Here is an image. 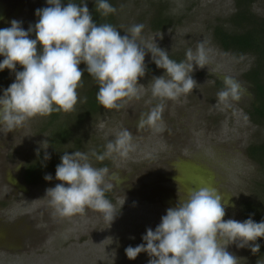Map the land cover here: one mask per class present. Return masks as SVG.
Masks as SVG:
<instances>
[{"label":"rangeland","instance_id":"1","mask_svg":"<svg viewBox=\"0 0 264 264\" xmlns=\"http://www.w3.org/2000/svg\"><path fill=\"white\" fill-rule=\"evenodd\" d=\"M117 3L118 30L122 36L132 25L142 23L146 40L155 41L181 61L189 48L195 51L197 43L204 41L211 49L210 63L203 69L194 66L192 76L199 87L191 94L176 101H164L165 111L158 130L140 129L143 133L150 131L152 138L141 136L137 124L142 113L160 102L148 86L154 77L166 75V70L157 67L150 52L145 56L146 75L138 80L145 87L141 98L119 111L103 109L79 129L81 148L75 151L86 153H91V146L92 151L105 147L124 128L134 137L136 150L126 159L111 160L112 172L122 180V184L114 182L121 194L115 204L121 209L111 225L101 213L90 209L83 216L55 215L46 190L61 183L56 178L31 188L23 184L21 168L35 158L38 150L44 155L49 151L48 145L47 149L43 147L49 136L46 116H37L25 127L13 131L0 125V264H149L151 257L147 252L130 260L125 249L146 244L143 236L147 229L155 231L167 209L177 205L172 197L167 200L159 197L165 193L158 183L157 172L163 168L167 173L170 169L167 159L177 157L179 146L184 144L185 153L197 155L187 159L205 164L213 172V185L229 204L225 221L244 222L243 203L264 208V161L258 164L246 155L250 144L264 141V126L255 125L246 115L253 97L242 76L252 66L253 57L222 51L211 33L214 24L234 12V0H117ZM159 4L166 7L165 13L173 23L165 31L157 32L150 28L149 22ZM45 7H49L47 0H0V29L11 27V21L17 20L27 31L39 20L37 10ZM251 11L264 17L263 2H255ZM30 38H36L34 32ZM3 59L0 56V62ZM224 76L238 80L243 95L239 101L214 107L217 93L224 87ZM13 82L14 75L0 81V97ZM66 114L61 111L60 116ZM163 133H167L169 142L161 139ZM93 138L96 143L92 145ZM68 146H72V141ZM91 162L95 163V158ZM174 186L184 199L186 194L175 183ZM227 250L240 258V264H258L259 260L264 264V257L254 255L250 247L230 244Z\"/></svg>","mask_w":264,"mask_h":264},{"label":"clouds","instance_id":"2","mask_svg":"<svg viewBox=\"0 0 264 264\" xmlns=\"http://www.w3.org/2000/svg\"><path fill=\"white\" fill-rule=\"evenodd\" d=\"M47 3L49 7L37 10L39 20L27 31L17 20L11 21V27L0 29V56L4 57L0 71L9 69L16 77L0 97V125L8 131L25 127L37 116L70 113L79 103H87V97L81 99L78 91L84 87L81 63L87 65V72L99 87L96 100L103 108L119 111L132 100H139L145 87L138 80L146 75L148 52L157 67L166 70V75L154 77L148 86L160 102L141 114L137 128L158 130L164 101L191 94L199 87L192 76L194 66L203 69L210 63L211 49L204 41L197 43L195 51L189 48L185 60L177 62L155 41L144 38L142 23L132 25L122 36L111 23L94 22L85 0L80 5L75 0H69L66 6L62 0ZM96 11L108 17L117 8L108 0H96ZM33 32L35 39L30 38ZM38 44L42 45V52H38ZM17 64L23 71H16ZM223 83L214 107L242 98L243 88L238 80L224 76ZM47 144L43 143L45 149ZM135 150L134 137L124 128L106 144L102 154L95 150L64 152L56 168V179L61 183L46 190L54 214L71 218L86 215L90 209L101 213L111 225L121 207L117 208L107 193L114 187L113 180L118 184L122 180L117 173H110L107 166L96 167L91 160L126 159ZM50 158L45 155L46 160ZM44 178L52 180L50 174ZM174 179L178 184L177 176ZM228 206L218 187L187 188L185 198L167 209L155 231L147 229L143 236L146 244L129 246L126 255L135 260L147 252L151 257L149 264H240V258L230 253L228 246L250 247L254 255L258 254L260 245L255 242L264 238V221H225ZM258 264H262L261 260Z\"/></svg>","mask_w":264,"mask_h":264},{"label":"trees","instance_id":"3","mask_svg":"<svg viewBox=\"0 0 264 264\" xmlns=\"http://www.w3.org/2000/svg\"><path fill=\"white\" fill-rule=\"evenodd\" d=\"M257 1L259 0H234V12L214 24L211 33L215 44L222 51L236 56L250 55L253 57L252 66L242 76L249 84V90L253 96V102L250 109L246 110V114L252 123L264 126V17H258L251 11V6ZM261 1L264 6V0ZM68 2L69 0H62L63 6H66ZM75 2L80 5L82 0H75ZM85 2L94 22L97 24L111 23L119 29L117 12L103 17L96 11V0H85ZM108 2L118 10L117 0H108ZM165 10L166 7L162 4L156 6L149 22L152 30L165 31L172 26V19L165 13ZM38 52H42V45L38 44ZM169 56L177 62L181 61L175 55ZM79 67L84 73L82 77L84 82L89 81L79 92L81 99L87 97V103H79L76 110L66 114L67 116H60L61 112L46 116L45 126L49 129V136L46 138L49 149L47 154L51 158L46 160L44 154L37 155V159L31 165L25 166L23 177L26 180L29 176H36V173L39 177L44 178L50 174L45 175L46 170L56 172L57 166L62 162L61 157L64 152L71 154L81 148L79 129L105 109L96 100L99 87L87 72V65L81 63ZM16 71H23V67L17 64ZM12 75L15 76V73L9 69L0 72L2 80H5L6 76ZM218 87L222 88L220 84ZM71 141L72 146H68ZM246 155L255 163L262 164L264 141L259 144H250L246 149ZM260 206V204L243 203L241 208L244 220L251 218L257 223L264 221V208ZM256 242L260 245L258 254L264 257V238H258Z\"/></svg>","mask_w":264,"mask_h":264},{"label":"flooded vegetation","instance_id":"4","mask_svg":"<svg viewBox=\"0 0 264 264\" xmlns=\"http://www.w3.org/2000/svg\"><path fill=\"white\" fill-rule=\"evenodd\" d=\"M1 14H2V9L0 8V17H1ZM1 80H2V78L0 76V81ZM138 133L141 136L144 134L143 137H146V138H152L153 137L150 131H147V132L145 131L143 133L140 130ZM166 134L167 133H163L161 136V139H163L165 142L166 141L169 142L168 136ZM94 143H96L95 138L92 139V145ZM101 148L97 147L95 151L98 154H102L104 152L105 147L102 148L103 150ZM186 148H187L186 144L179 146V149H178L179 151L177 153L178 156L177 157L171 156V158L167 159V163L170 167V169L167 171V173L165 171H163V168L160 170V173L157 172V175H158L159 181H160L158 183H160L161 186L163 185V188H164L163 191L165 193L163 196H159L161 198V200H162V198L167 200L170 197H172V199L174 200V203H178V201L180 199L182 200V198H181L182 195L179 194V190L175 188L174 183L176 185H178L179 189L181 191H183L185 194H186L187 188H199L201 186H213L214 187L213 179L215 177H213L214 176L213 172L205 164L194 163L190 159H187V158H191L192 156L196 157L197 155H195L194 153L188 154L187 151L185 153ZM90 151L92 152V146L90 147ZM181 156H185V157H181ZM36 157H37V155L35 156V158L32 161L27 162L21 168V169H23L22 173H21V178H22L21 180H22L24 185H26L30 188L39 186V185L43 184L44 182H46V180L44 178L38 176V173H36V176L35 175L29 176L28 180H26L23 177L24 171H25V166L31 165L37 159ZM181 159L183 160L181 162V164L180 165L176 164L177 161H179ZM94 164L96 165V167L97 166L98 167L107 166L110 169V173H114V172H112L113 171L112 168H114V163H112L111 160L106 159L103 162H98L95 160ZM47 173H50L52 178H56V172L51 171V170H46L45 175ZM176 176H177V180L179 181L178 184L175 182V179H174ZM114 182H115V180L112 181L114 187L110 192L107 193V198L110 199L115 204L116 200L121 198V194L119 193V190L115 188ZM168 193H171V194L168 195Z\"/></svg>","mask_w":264,"mask_h":264}]
</instances>
